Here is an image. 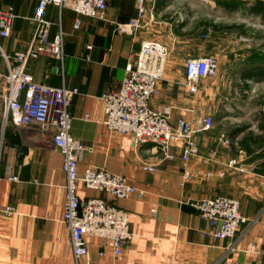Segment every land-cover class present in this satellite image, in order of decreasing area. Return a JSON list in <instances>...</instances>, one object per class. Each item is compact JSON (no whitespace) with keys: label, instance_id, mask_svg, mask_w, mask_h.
Listing matches in <instances>:
<instances>
[{"label":"crops","instance_id":"0c3cea01","mask_svg":"<svg viewBox=\"0 0 264 264\" xmlns=\"http://www.w3.org/2000/svg\"><path fill=\"white\" fill-rule=\"evenodd\" d=\"M181 1L191 6L194 0H167L161 5L155 0L154 18L135 32L118 29L135 15L134 0H108L104 18L80 15L69 6L47 5L48 37L61 39V55L33 57L27 70L37 82L77 89L68 109L70 132L86 147L78 171L103 168L122 175L140 191L116 199L78 182L77 194L81 199L100 196L124 208L134 235L118 257L110 244H100L99 237L88 240L87 255L74 257L68 246L69 230L62 222L66 176L63 156L53 143V128L4 122L0 78V264H246L253 257L246 250L251 241L264 248V137H260L264 136V115L256 123H242L240 117L250 112L244 103L236 104L210 129L195 133L198 153L186 161L180 156V143L171 148L173 157L167 158L153 143L137 145L131 134L112 131L103 122L101 94L118 88L130 54L144 39H160V33L176 38L175 24L166 10ZM214 1L196 0L202 4ZM37 2L0 0V8H11L14 13L9 34L0 35V73L6 70L4 55L13 61L14 52L24 49L32 36L29 19ZM186 24L181 23V29ZM165 45L170 49L165 77L152 105H171L174 120L180 113L192 120L208 113L199 100L201 91L189 93L183 84L184 70L172 75L170 65L211 54L218 62L217 75H226L221 65L238 60L243 67L231 74L240 75L245 92L257 78L244 79L243 72L264 75L253 70L254 65L264 66V56L258 51L255 56L252 46L241 52L234 49L235 43L222 40L209 51L204 46ZM243 124L246 128L233 132ZM232 158L244 169L227 166ZM220 195L238 199L246 217L232 238L214 237L194 206L200 199Z\"/></svg>","mask_w":264,"mask_h":264},{"label":"built area","instance_id":"2783aa9c","mask_svg":"<svg viewBox=\"0 0 264 264\" xmlns=\"http://www.w3.org/2000/svg\"><path fill=\"white\" fill-rule=\"evenodd\" d=\"M107 1L38 0L34 15L29 19L33 23L32 36L24 49L14 52L13 61L4 55L6 70L0 73L4 122L9 120L15 125L53 128V143L63 156L62 167L66 176L62 222L69 230L68 246L76 259L87 255L88 240L92 237H99L101 245L110 244L113 255L118 257L123 245L134 235L124 208L100 196L81 199L77 194L78 182L116 199L128 198L140 191L122 175L103 168L88 167L81 173L78 171V162L86 147L70 132L72 115L68 109L77 89L35 81L27 70V63L38 55H61V39L48 37L49 22L45 18L48 4L69 6L80 15L104 18ZM134 1L136 13L126 23L118 25L120 31H138L154 18L155 0ZM13 18L11 8H0L1 36L9 34ZM79 22L77 19L76 25ZM169 51L167 45L156 39L141 42L139 49L130 54L118 88L101 94L105 102L103 122L112 131L131 134L137 145L153 143L167 158L173 157L170 150L180 143V156L186 161L198 153L195 133L210 129L214 120L210 114L195 116L192 120L184 113L178 114L174 120L171 105L162 108L152 105V98L161 91ZM218 68L214 55L188 57L184 63L183 84L189 93L196 95L199 83L215 77ZM237 162L232 158L227 166L235 167ZM237 167L244 169L242 164ZM10 178L17 179V176L11 175ZM194 206L208 222L211 234L220 239L232 238L246 219L241 213L239 200L233 197H206L196 201ZM246 250L253 256L246 264H264V248L257 241H251Z\"/></svg>","mask_w":264,"mask_h":264},{"label":"rangeland","instance_id":"374dc122","mask_svg":"<svg viewBox=\"0 0 264 264\" xmlns=\"http://www.w3.org/2000/svg\"><path fill=\"white\" fill-rule=\"evenodd\" d=\"M244 1L237 8L225 7L221 5V0L214 1V4H208V2L202 4L194 0L191 6L189 1L176 2L177 4L166 10V13L171 14V20L175 24L176 38H173L170 33H160V39L156 38V40L164 44L174 42L175 45L179 46L186 44L196 48L204 46L206 51H209L217 45V42L222 40L227 43H235L234 49L236 51L244 52L246 48L252 46L255 50L254 55L256 56L260 52L262 57L264 56L262 18L250 14L247 10V7L254 0ZM186 12L188 13L186 14ZM180 13L183 15L180 16ZM181 23L187 24L181 29ZM207 23L242 24L247 33H243L239 28L214 31ZM237 62L238 60H234L233 63L231 61L230 64L221 65V72L225 70L226 75H216L201 81L198 86V92L201 91L200 93H202L199 100L204 103L205 112L210 114L214 121L220 119L224 112L233 111L236 104L244 103L250 114L247 117L245 115L240 117L241 122L253 121L256 123L258 120L261 121L262 115H264V77L251 80L248 91H243V79L242 81L239 79L240 75H232L234 71L239 72L243 67L242 64H239L240 62ZM170 67L172 75L181 74L184 70L182 63L172 64Z\"/></svg>","mask_w":264,"mask_h":264},{"label":"trees","instance_id":"16d2710c","mask_svg":"<svg viewBox=\"0 0 264 264\" xmlns=\"http://www.w3.org/2000/svg\"><path fill=\"white\" fill-rule=\"evenodd\" d=\"M167 2V0H159V5L164 4ZM242 2H245L244 0H221V5L225 7H231V8H237ZM247 10L249 13L257 14L264 20V0H254L250 3V5L247 7ZM211 28H213L214 31L221 30V29H234L239 28L242 30L243 33H247L246 29H244V25L242 24H222V23H207ZM210 28V29H211ZM253 67V66H252ZM263 65H258L253 67V70L256 72V69H258L260 74H264ZM242 78L248 79V78H260L264 77V75H249L247 72H243L241 75ZM245 85V84H244ZM246 128V126L243 124L240 128L234 129L233 132L243 130ZM232 132V133H233ZM260 137H264L263 135ZM252 139V136H250Z\"/></svg>","mask_w":264,"mask_h":264}]
</instances>
